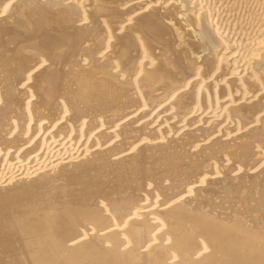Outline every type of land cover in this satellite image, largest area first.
<instances>
[{"label": "bare ground", "instance_id": "obj_1", "mask_svg": "<svg viewBox=\"0 0 264 264\" xmlns=\"http://www.w3.org/2000/svg\"><path fill=\"white\" fill-rule=\"evenodd\" d=\"M0 264H264V0H0Z\"/></svg>", "mask_w": 264, "mask_h": 264}, {"label": "rangeland", "instance_id": "obj_2", "mask_svg": "<svg viewBox=\"0 0 264 264\" xmlns=\"http://www.w3.org/2000/svg\"><path fill=\"white\" fill-rule=\"evenodd\" d=\"M230 5L232 4V3H229ZM58 149V148H57Z\"/></svg>", "mask_w": 264, "mask_h": 264}]
</instances>
